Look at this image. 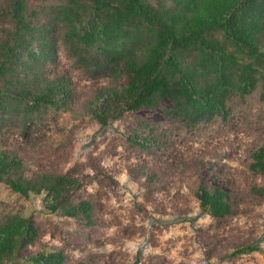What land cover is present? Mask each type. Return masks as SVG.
Instances as JSON below:
<instances>
[{"label":"rangeland","instance_id":"374dc122","mask_svg":"<svg viewBox=\"0 0 264 264\" xmlns=\"http://www.w3.org/2000/svg\"><path fill=\"white\" fill-rule=\"evenodd\" d=\"M6 3L0 0V11ZM7 28L1 23L0 34ZM42 70L67 81L66 100L39 107L25 123L6 120L0 150L20 158L26 177H74L70 200L89 201L92 221L49 212L42 194L25 198L0 181V220L21 214L36 232L4 264H30L43 250L61 251L63 264H264V173L250 168L252 152L264 145L262 79L230 93L222 112L206 120L170 116L162 99L102 126L92 114L94 94L123 77H91L60 40ZM202 185L227 192L228 213L201 211Z\"/></svg>","mask_w":264,"mask_h":264},{"label":"trees","instance_id":"16d2710c","mask_svg":"<svg viewBox=\"0 0 264 264\" xmlns=\"http://www.w3.org/2000/svg\"><path fill=\"white\" fill-rule=\"evenodd\" d=\"M7 0L0 24V125L28 120L39 107H59L69 92L63 77L43 74L57 40L91 77H123L99 88L92 114L100 125L126 111L171 103L166 113L191 122L221 113L229 94L248 92L262 79L264 90V0ZM3 35H5L3 37ZM26 120V121H25ZM250 168L264 173V145ZM0 181L28 198L42 194L49 212L92 221L87 200L73 203L70 174L26 177L20 158L0 150ZM202 212H229V196L218 186L197 190ZM26 216L0 220V264L10 261L35 236ZM247 246L236 251L252 249ZM30 264H63L61 251H40Z\"/></svg>","mask_w":264,"mask_h":264}]
</instances>
